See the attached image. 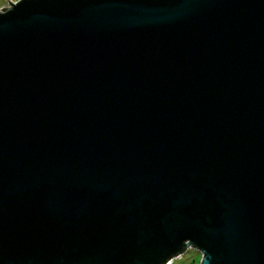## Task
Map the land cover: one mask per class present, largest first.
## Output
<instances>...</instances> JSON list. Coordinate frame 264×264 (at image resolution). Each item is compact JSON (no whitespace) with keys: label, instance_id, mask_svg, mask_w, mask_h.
I'll return each instance as SVG.
<instances>
[{"label":"water","instance_id":"obj_1","mask_svg":"<svg viewBox=\"0 0 264 264\" xmlns=\"http://www.w3.org/2000/svg\"><path fill=\"white\" fill-rule=\"evenodd\" d=\"M10 4L0 264H264V0Z\"/></svg>","mask_w":264,"mask_h":264},{"label":"rangeland","instance_id":"obj_2","mask_svg":"<svg viewBox=\"0 0 264 264\" xmlns=\"http://www.w3.org/2000/svg\"><path fill=\"white\" fill-rule=\"evenodd\" d=\"M6 5V0H0V9ZM201 253L194 249H189L182 259H177L174 264H200Z\"/></svg>","mask_w":264,"mask_h":264},{"label":"built area","instance_id":"obj_3","mask_svg":"<svg viewBox=\"0 0 264 264\" xmlns=\"http://www.w3.org/2000/svg\"><path fill=\"white\" fill-rule=\"evenodd\" d=\"M9 1H10V3H12L13 5H17L20 1H22V0H6V5L3 7V8H7V9H10V8H12V5L9 3ZM2 10V9H1ZM183 258V257H182ZM181 258V259H182ZM169 264H174V261H172L171 263H169Z\"/></svg>","mask_w":264,"mask_h":264},{"label":"crops","instance_id":"obj_4","mask_svg":"<svg viewBox=\"0 0 264 264\" xmlns=\"http://www.w3.org/2000/svg\"><path fill=\"white\" fill-rule=\"evenodd\" d=\"M1 10V9H0Z\"/></svg>","mask_w":264,"mask_h":264}]
</instances>
